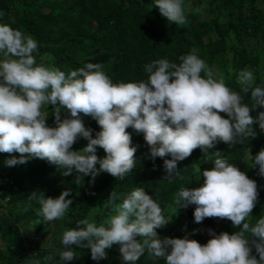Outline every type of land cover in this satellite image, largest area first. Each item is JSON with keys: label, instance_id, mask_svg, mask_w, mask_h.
<instances>
[{"label": "clouds", "instance_id": "9594fccd", "mask_svg": "<svg viewBox=\"0 0 264 264\" xmlns=\"http://www.w3.org/2000/svg\"><path fill=\"white\" fill-rule=\"evenodd\" d=\"M153 5L169 23L186 22V0H153ZM11 23H0V152L21 155L6 159L7 166L39 158L57 165L64 175L75 170L79 177L94 178L104 171L123 179L136 166L137 146L129 127L143 134L151 158L171 157L163 159L169 179L179 174L177 162L197 147L207 155L218 142L219 149L226 146L228 151L227 157L212 154V166L199 173L202 184L181 186L173 200L176 209L194 205L195 222L227 218V232L217 233V222L204 233V244L188 233L161 238L156 229L169 220L156 199L136 186L126 194L110 193V214L103 222L85 218L66 229L63 247L56 250L58 264L77 257L73 246L90 249V258L99 261L114 243L126 264H136L145 251L164 264H264V215L255 221L250 215L255 203L264 202V111L249 114L257 106L264 108V84L255 83L253 70L240 69L235 76L239 91L233 90L192 49L179 63L166 57L145 63L146 79L114 83L101 63L86 62L67 72L37 63V41ZM50 114L54 126L46 123ZM81 114L99 125L94 136ZM81 137L87 144L73 150ZM250 139L260 142L248 144ZM244 142L236 153L232 147ZM97 146L105 152L102 158L96 155ZM69 193L65 189L54 198L40 196L37 215L43 221L64 217L72 204L66 199Z\"/></svg>", "mask_w": 264, "mask_h": 264}, {"label": "trees", "instance_id": "16d2710c", "mask_svg": "<svg viewBox=\"0 0 264 264\" xmlns=\"http://www.w3.org/2000/svg\"><path fill=\"white\" fill-rule=\"evenodd\" d=\"M202 4L203 10L196 12ZM204 15L210 18L203 20ZM0 23H11V27L37 41V63L65 72L93 62L101 63L114 83L139 81L147 78L143 71L145 63L163 57L179 63L181 55L196 49L217 78L231 89L239 91L235 76L245 67L253 70L256 84H264V0H186V22L180 25L169 23L153 0H0ZM242 95L244 102L250 104L248 95ZM51 108L49 105L46 110L51 113ZM259 111L264 108L257 106L249 114L255 116ZM64 115L62 112L61 117ZM81 118L94 136L99 125L90 116L81 114ZM46 123L54 126L51 114ZM126 131L131 133L137 151L136 166L123 179L104 171L94 178L79 177L75 170L64 175L57 165L39 158L7 166L6 159L21 154L0 152V243L4 245L0 247V264H31L34 258L40 264H58L56 250L63 247L62 233L75 228L81 219L103 222L110 214L106 206L110 193L126 194L136 186L145 188L156 199L169 220L156 229L161 238H180L188 233L189 238L204 244L208 240L204 233L214 229L217 222V233L229 230L227 218L206 217L195 222L194 205L176 209L173 203L181 186L192 188L202 184L200 171L212 166L215 152L227 157L226 146L219 149L217 142L207 150V155L197 147L177 162L179 174L169 179L163 159L171 157L151 158L143 134L131 127ZM253 142L260 140L250 139L248 144ZM245 143L232 148L239 154ZM86 144V139L78 138L72 149L80 150ZM96 155L102 158L105 152L97 146ZM65 189H70L66 199H72L65 216L43 221L37 215L40 196L54 198ZM250 215L253 221L264 215V202L255 203ZM223 220L225 223L220 224ZM73 250L77 257L65 264H100L90 258V249L73 246ZM106 253L108 264H126L118 244L114 243ZM136 264L164 261L145 251Z\"/></svg>", "mask_w": 264, "mask_h": 264}, {"label": "rangeland", "instance_id": "374dc122", "mask_svg": "<svg viewBox=\"0 0 264 264\" xmlns=\"http://www.w3.org/2000/svg\"><path fill=\"white\" fill-rule=\"evenodd\" d=\"M4 245L0 243V247H3ZM100 264H108L109 258L106 256V258L99 260Z\"/></svg>", "mask_w": 264, "mask_h": 264}]
</instances>
